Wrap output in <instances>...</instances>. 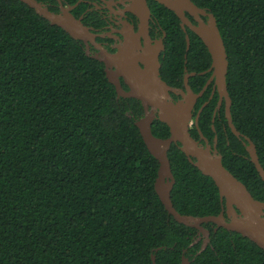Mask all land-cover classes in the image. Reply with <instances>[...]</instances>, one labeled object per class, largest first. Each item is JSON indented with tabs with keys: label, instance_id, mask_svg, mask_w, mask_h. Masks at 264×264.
I'll return each instance as SVG.
<instances>
[{
	"label": "trees",
	"instance_id": "16d2710c",
	"mask_svg": "<svg viewBox=\"0 0 264 264\" xmlns=\"http://www.w3.org/2000/svg\"><path fill=\"white\" fill-rule=\"evenodd\" d=\"M191 1L214 16L224 42L230 115L242 138L223 113L211 122L216 97L201 111L199 131L210 144L217 137L225 169L264 203L245 140L264 171V0ZM162 8L168 17L161 78L179 89L185 73H195L188 84L196 94L209 76L199 73L210 68V55ZM91 55L24 3L0 0V264H153L152 257L155 264H181L183 257L189 264H264V250L238 233L214 232L212 223L203 224L209 243L201 251L197 229L168 214L154 189L158 161L135 124L143 107L118 97L103 62ZM209 95L210 88L196 109ZM151 132L170 136L157 119ZM197 132L190 131L194 139ZM178 146L167 153L174 209L218 216L217 187Z\"/></svg>",
	"mask_w": 264,
	"mask_h": 264
},
{
	"label": "water",
	"instance_id": "95a60500",
	"mask_svg": "<svg viewBox=\"0 0 264 264\" xmlns=\"http://www.w3.org/2000/svg\"><path fill=\"white\" fill-rule=\"evenodd\" d=\"M19 1L32 8L52 25L63 29L73 39L82 41L85 46L92 44L99 51V54L91 56L103 62L106 77L109 83L114 86L118 97L133 98L140 101L144 116L135 124L149 153L159 164L154 189L165 210L177 223L197 229L202 234L204 241L201 251L205 250L209 243V231L203 228L205 223L214 224L216 226L215 232L223 228L238 233L264 250V203L255 200L246 186L225 169L221 156L216 149L209 145L202 134L201 139L205 145L196 141L190 134L195 103L202 96L206 86L214 81L220 98L225 99L226 118L231 132L237 138H242L231 120V103L226 89L228 60L225 45L214 16L204 9L198 8L191 0H156L172 11L183 24L192 29L201 39L210 55L211 66L208 72H211V76L207 85L198 94H194L188 85L190 75L184 79L185 91L172 88L162 80L159 55L164 50V46L161 42L153 44L148 39L149 12L145 2L138 3L133 11L139 18L138 31L129 29L128 34H125L123 45L119 47L116 53L109 54L96 43L95 35L68 9L62 8L61 13L56 14L36 0ZM185 11L195 18L198 26H191L184 15ZM201 17H206L207 21H203ZM141 39L144 41V47H142ZM186 39L188 46V38ZM87 54H89L88 51ZM121 80L127 86V91L123 89ZM171 94H180L181 99L174 101ZM156 119L169 128L170 136L167 139H159L153 136L151 125ZM245 140L248 142L246 150L250 160L264 182V171L258 161L255 146L249 139L245 138ZM172 144L179 145L180 151L184 153L188 161L203 175L213 180L223 206V210L218 216L195 218L180 215L174 209L170 194L175 180L167 155ZM224 212L230 219L229 222L226 221ZM152 261L155 264V257H152ZM181 264H189L188 259L183 257Z\"/></svg>",
	"mask_w": 264,
	"mask_h": 264
},
{
	"label": "flooded vegetation",
	"instance_id": "af4514ba",
	"mask_svg": "<svg viewBox=\"0 0 264 264\" xmlns=\"http://www.w3.org/2000/svg\"><path fill=\"white\" fill-rule=\"evenodd\" d=\"M54 1L55 3L51 2V0H44V2L41 4L45 5L48 8V10L49 8L57 10L56 14L61 13L62 8L68 9L70 13L76 19L80 20L81 23L85 27H87L92 34L95 35L96 43L100 45L109 54L116 53L119 47L123 45L125 34H128L127 32L129 31V29L135 32L138 31L139 18L137 17L135 13H133V11L135 10V7L138 3L142 4L143 2H145L148 12H149L148 39H150V41L153 44L156 42H161L164 46V39L166 37V33H165V30L162 24H164L163 17L166 15V12L162 8L164 6L159 4L156 0H54ZM184 15L188 19L191 26H194V27L198 26V22L188 12L185 11ZM165 17H168V14ZM177 19L179 21L178 22L179 27L185 34H187V32H190L196 35L189 26H187L186 24H183L178 17ZM201 19L205 22L207 21L206 17H201ZM141 44H142V47H144V41L142 39H141ZM188 45H189V39H188ZM87 48H89L92 55L99 54V51L92 44H89L88 46H86V49ZM164 51H165V47H164V50L160 52L159 59L162 57V54L164 53ZM208 70L209 68L206 71L199 73L200 76L209 74V76L205 80V84L202 87V89L207 85V82L211 76V72H208ZM187 75H190L189 78L196 76L195 73H185L183 77V88H179L180 90L185 91L184 79ZM121 84H122V87L125 86L122 80H121ZM125 87L127 88V86ZM208 88H210V95L207 101H204L198 107V109H196V105H198L199 99L202 98V96L204 95L205 91ZM127 90L128 88L126 89V91ZM171 95H174L173 97L175 99L171 96L172 100L174 101H178L181 99L180 94H171ZM202 96L199 97L195 103L194 110H193V118H192L191 125H190V131L192 132L193 129H196L198 131L197 132L198 138H195V140L199 141L202 145H205L204 141L201 139L202 133L199 131L198 120H199L201 111L210 103V101H212L214 97H216V104L213 110L211 122L214 123L216 116H218V119L221 120V114L223 113L226 119V122H227V127L229 129L230 127H229L228 120L226 118L225 99L220 98L219 93L217 91V86L215 85L214 81L210 82L206 86V89L202 93ZM196 121H197V124H196ZM225 129L226 128L223 127L224 131ZM204 138L208 141L206 137ZM208 143L213 149H216L217 137H213L211 144L209 141ZM222 210H223V206L221 204V211ZM224 215L226 217V221L229 222L230 219L227 218L226 212H224ZM215 229H216V226L214 225V232H215ZM197 234L199 235V239L204 240V237L202 236V234L199 233V231Z\"/></svg>",
	"mask_w": 264,
	"mask_h": 264
},
{
	"label": "rangeland",
	"instance_id": "374dc122",
	"mask_svg": "<svg viewBox=\"0 0 264 264\" xmlns=\"http://www.w3.org/2000/svg\"><path fill=\"white\" fill-rule=\"evenodd\" d=\"M87 51H88L89 54H92V53L90 52L89 48H87Z\"/></svg>",
	"mask_w": 264,
	"mask_h": 264
}]
</instances>
